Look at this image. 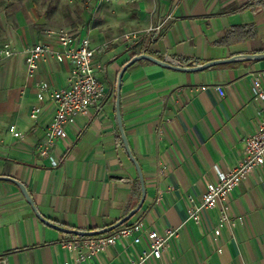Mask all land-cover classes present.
I'll return each mask as SVG.
<instances>
[{"label": "crops", "instance_id": "1", "mask_svg": "<svg viewBox=\"0 0 264 264\" xmlns=\"http://www.w3.org/2000/svg\"><path fill=\"white\" fill-rule=\"evenodd\" d=\"M71 1L72 21L81 15L91 28H70L89 35L99 48L98 75L105 79L108 97L102 111L78 116L67 138L53 143L56 167L38 145L55 116L50 92L68 86L71 64L52 58L30 76L25 51L45 35L24 40L11 22L0 23V41H11L18 52L11 58L0 55V260L7 264H76L78 258L80 264H134L149 248L145 237L140 243L120 237L92 259H83L87 236L47 225L19 185L7 179L22 182L37 210L67 228L103 229L127 215L142 188L119 131L116 86L122 65L134 55L146 51L192 66L264 53V0L117 1L96 13ZM160 23L157 39L148 42L146 30ZM133 32L137 38L125 39ZM255 77L264 87V59H238L202 71L140 60L125 71L123 124L146 185L145 201L127 223L142 220L146 229L161 231L180 227L162 257L143 264H264V164L231 192L230 223L221 225L219 203L202 213L200 221L189 219V210L201 203L218 172L233 169L242 159L247 137L264 119ZM40 81L51 87L43 102L38 98ZM38 105L41 110L33 115ZM13 124L23 132L21 138L9 131ZM218 226L220 235L215 234Z\"/></svg>", "mask_w": 264, "mask_h": 264}, {"label": "built area", "instance_id": "2", "mask_svg": "<svg viewBox=\"0 0 264 264\" xmlns=\"http://www.w3.org/2000/svg\"><path fill=\"white\" fill-rule=\"evenodd\" d=\"M87 9L97 10L103 4L122 1L133 3L137 0H73ZM162 23L151 26L146 30L148 42H154L160 34ZM45 39L27 48L26 64L27 72L33 76L39 69L41 63L49 59H55L60 63H70L71 70L68 78L69 84L66 87L54 89L48 81L37 83L38 98L44 101L45 94L49 91L50 97L55 104L56 111L52 122L46 129L45 138L38 145L39 153L48 158L52 167L59 165V159L50 153L53 143L57 139H65L68 136L70 127L74 124L78 116H89L91 110L102 111L108 97V87L101 79L98 72L102 64L96 55L99 48L94 47L89 35H82L70 27L47 28L43 31ZM138 34L134 33L133 38ZM130 38V37H128ZM17 51L11 41H0V55L11 58L17 55ZM165 61L179 65V62L168 57ZM170 60V61H169ZM220 95H225L224 87L216 85ZM255 94L264 99V87L261 79L255 77L253 81ZM41 106L32 109L33 115H37ZM9 131L17 138L23 136L17 125L10 126ZM264 164V119L260 123L257 131L248 136L246 140L245 154L242 159L229 171H219L215 182L208 184L199 205H194L189 210V219L200 221L202 213L211 209L215 204L221 205L220 223H230L229 216V196L231 192L257 167ZM193 202V199H191ZM180 227H167L164 230L146 229L142 220L123 224L110 232L85 237L82 241L85 244V255L82 257L93 258L110 245L117 242L120 237H133L134 243H140L145 237L149 248L139 253L134 264H143L151 257L161 258L164 250L170 242L178 236ZM215 234H221V228H215ZM72 246L71 243L69 245ZM220 251L222 249H219ZM78 258L76 264H80ZM0 264H7L5 260H0Z\"/></svg>", "mask_w": 264, "mask_h": 264}, {"label": "water", "instance_id": "3", "mask_svg": "<svg viewBox=\"0 0 264 264\" xmlns=\"http://www.w3.org/2000/svg\"><path fill=\"white\" fill-rule=\"evenodd\" d=\"M46 19L44 16H42L39 20H38V24L43 25L45 24ZM149 60L152 61L156 64L171 68V69H175V70H181V71H202L205 70L207 68H211L213 66H217L220 64H224V63H229L235 60H251V59H264V53H255V54H245V55H236L230 58H226V59H218V60H212V61H208L205 63H201L199 65H192V66H184V65H177L174 64L172 62H168L165 61L163 59H159L149 53H140L137 55H134L130 60H128V62H126L122 69L119 71L118 73V77H117V86H116V117H117V122H118V126H119V131L122 137V141L124 144V147L126 149V152L129 156V158L131 159V161L134 163L137 173H138V177L141 183V188H142V194H141V198L138 202V204L131 209L127 215H125L122 219H120L119 221H117L116 223L107 226L103 229H98V230H79V229H71V228H67L61 225H58L54 222H52L51 220L45 218L36 208L34 201L27 189V187L20 181H18L15 178L12 177H8L7 179L15 182L17 185H19L21 191L23 192L24 196L26 197V199L28 200V202L33 205V208L35 209V211L37 212V215L39 216V218L45 222L47 225L58 229L60 231H63L65 233H70V234H75L78 236H96V235H100V234H104L107 232L112 231L113 229L123 225L124 223H126L128 220H130L137 212L138 210L142 207L144 201H145V197H146V185H145V178H144V174H143V170L141 168L140 163L138 162V160L136 159L135 155L133 154V151L131 149V146L129 144V140L127 137V134L125 132V128H124V124H123V117H122V111H121V90H122V80H123V75L125 73V71L127 70V68L131 65H133L134 63L140 61V60Z\"/></svg>", "mask_w": 264, "mask_h": 264}, {"label": "rangeland", "instance_id": "4", "mask_svg": "<svg viewBox=\"0 0 264 264\" xmlns=\"http://www.w3.org/2000/svg\"><path fill=\"white\" fill-rule=\"evenodd\" d=\"M70 3H72L71 0H0V23L11 22L12 28L22 31L20 35L24 37V40H30V38L32 40L33 34L40 37V33L46 28L72 27L87 28V30L91 28L89 22L84 23L85 19L81 15L78 16L77 21H72ZM83 9L91 13L98 11V9L85 7ZM42 16L45 17L46 22L40 25L38 20ZM124 37L125 39L133 38L132 36L128 38L127 35ZM102 79L105 81L104 78Z\"/></svg>", "mask_w": 264, "mask_h": 264}, {"label": "trees", "instance_id": "5", "mask_svg": "<svg viewBox=\"0 0 264 264\" xmlns=\"http://www.w3.org/2000/svg\"><path fill=\"white\" fill-rule=\"evenodd\" d=\"M241 28L242 29H246L247 31H249V28L247 27V26H241ZM232 32H233V30H230L227 34H226V36L221 40V42H225V41H227V38L229 37V35L230 34H232ZM254 34V33H253ZM142 53H147L146 51H143ZM140 54V53H139ZM143 60H145V59H143ZM146 61H148V60H146ZM123 66V65H122ZM140 187V186H139ZM140 191H141V188L139 189ZM140 195V194H139ZM127 223V222H126ZM126 223H124V224H126Z\"/></svg>", "mask_w": 264, "mask_h": 264}]
</instances>
